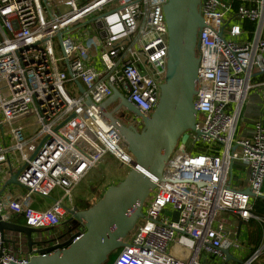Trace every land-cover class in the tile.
<instances>
[{"label":"built area","instance_id":"built-area-1","mask_svg":"<svg viewBox=\"0 0 264 264\" xmlns=\"http://www.w3.org/2000/svg\"><path fill=\"white\" fill-rule=\"evenodd\" d=\"M248 1L236 16L253 22L255 35L238 43L232 39L241 36V27L225 29L231 2L202 0L195 130L175 149L162 179H155L144 217L112 264H230L223 252L224 226L214 225L218 214L264 222L252 202L264 198V126L256 124L252 139L237 136L253 72L264 73V0ZM167 2L0 0V188L4 174L6 183L17 176L0 194L2 221L20 225L22 219L27 228L54 229L53 234L81 204L75 190L98 175L108 155L129 171L135 167L99 106L113 88L148 116L158 106L167 67ZM69 84L79 95L69 93ZM236 161L249 168L245 189L232 186ZM56 190L63 194L53 205L33 208L34 196L51 198ZM85 232L80 224L66 240L50 233L39 237L41 248L33 254L64 250ZM3 251L0 264H27L31 258H20L7 246Z\"/></svg>","mask_w":264,"mask_h":264},{"label":"water","instance_id":"water-1","mask_svg":"<svg viewBox=\"0 0 264 264\" xmlns=\"http://www.w3.org/2000/svg\"><path fill=\"white\" fill-rule=\"evenodd\" d=\"M201 2L168 0L164 7L168 29L167 67L154 112L146 115L116 88H113V95L99 106L104 117L122 136L135 159V167L124 180L108 188L93 206L85 210H70V215L86 228L82 238L64 250L51 249L31 256L27 264H105L114 252L125 246L126 238L144 217V207L156 189L155 179H162L173 152L179 144L187 142V132L196 127L198 113L194 97L198 91V35L205 26ZM77 85L83 94L84 87L80 82ZM117 102V107L109 111L108 108ZM88 104H91L90 99ZM122 111L121 120L116 113ZM16 183L15 175L5 187ZM6 231L24 235L30 250L40 245L34 241L36 230L2 221L0 215V258L8 244L16 248L19 243L9 240ZM223 252L227 262L237 261L230 249ZM239 263L244 264L242 261Z\"/></svg>","mask_w":264,"mask_h":264},{"label":"crops","instance_id":"crops-1","mask_svg":"<svg viewBox=\"0 0 264 264\" xmlns=\"http://www.w3.org/2000/svg\"><path fill=\"white\" fill-rule=\"evenodd\" d=\"M227 1L231 2L233 10L227 16L225 22V29H229L233 25H239L241 27L242 34L240 37L234 38L232 40L238 43L250 42L255 35V24L249 20H244V21L238 20L236 14L238 8L241 5L250 6L251 3L248 0H227ZM262 36L264 38V26H263ZM227 39L229 40L230 38ZM251 84H252V89L250 90L249 97L244 104L241 120L237 128V136L240 138H247V139H252L255 136L256 124L258 122H261L264 126V73H261L255 69L251 78ZM109 111L111 110L109 109ZM124 168L125 167L121 166L120 169H118V174L120 177L126 175V171H124ZM108 169L109 168H107L105 165H102L99 169L98 175L92 181L88 182L87 188L88 189L93 188L95 182L99 180L101 177H103L104 179V177H106L108 174ZM127 172H129L128 169ZM232 173H233V178H231L232 186L237 189L247 188L248 175H249L248 166H246L240 161H236L233 165ZM3 179H4V185L0 188V191L3 190L6 184L7 178L5 174L3 175ZM82 189L85 191L84 188ZM76 190H78V188ZM263 192H264V187H263ZM74 196L75 198L79 199L81 203L80 207H78V210H85L86 208H82L83 201L76 194V192H74ZM36 198H39V200ZM46 199H50V198H42L40 196H34L33 208L36 210H46L51 205H53L54 200L53 203L45 207L44 200ZM252 202L254 206L253 213L256 216L264 219V199L253 198ZM64 224L65 223L63 222L62 226H60L57 230H55L53 234L51 233L53 238L59 237V238H64V240H66L70 236L72 230L71 229L69 230V228L66 227ZM219 224H222L224 226V232L226 237L225 248L230 249L234 258L237 259V261L234 260L230 261V264H240L239 263L240 261L244 262V264L246 263L264 264V222H260L258 220H253V219L246 221L241 219L236 214L220 212L217 216L214 225L218 226ZM20 225L21 226L25 225L22 219ZM5 234L7 235L9 240H12V238H16L14 240H17L19 242L18 247L16 248L11 244H8L7 247L10 249L11 252L12 251L15 252V254L20 258L27 259L30 256H34L36 255L33 254L34 248H41L40 245H36L32 247V249L30 250L27 238L20 233L6 231ZM39 237H43V239L46 238V236L38 234L36 237H34V241L39 243L40 240ZM233 242H237L240 245V248L235 249L234 247H232ZM258 250H261V254L259 258L256 261L251 262L252 257L257 253ZM203 260L208 262H215V263H219L222 261L221 259H208V258H203Z\"/></svg>","mask_w":264,"mask_h":264},{"label":"rangeland","instance_id":"rangeland-1","mask_svg":"<svg viewBox=\"0 0 264 264\" xmlns=\"http://www.w3.org/2000/svg\"><path fill=\"white\" fill-rule=\"evenodd\" d=\"M226 37L229 38L228 32H226ZM57 57H61V53L60 51L57 53L56 52ZM197 56H199V52L197 49ZM67 88L69 90V93H71L72 95H79V92L71 85H67ZM118 105V102L113 104L111 107H109L108 109H110L111 111H113ZM124 111V110H123ZM122 111V113L117 112L116 113V117L120 118L121 120L123 119V114L124 112ZM141 129V128H140ZM187 151L190 152L189 147L187 146ZM105 166L108 169V174L106 177H101L99 180H97L94 184L93 188H87L88 182H83L81 184V186L78 187V190H76V194L80 197V199L83 201V206L82 208H89L91 206H93L94 204H96L105 194V192L108 190V188H110L113 185H117L118 183H120L122 180L125 179V177L127 176V174L129 172H127V169L124 168V171H126V175L120 177L118 174V169H120V167L122 166V164L112 155H108L107 158L105 159ZM231 178H233V173L230 176ZM4 185V179L1 178V186ZM82 188H87L85 189V191ZM63 192L61 190H56L53 193V196L50 199H46L44 200L45 202V207L49 206L51 203H53V200L55 199H59L62 196ZM39 200V198H36ZM79 200V199H78ZM80 207V204L77 205V208ZM64 225H72L74 227L71 226L72 231L73 228H75L79 223L73 218V216L69 215L67 218H65L64 220ZM139 223L137 224L136 228L139 226ZM54 229H51L49 231L47 230H36L34 237H36L38 234L44 235V236H49V233L51 234V232ZM71 231V232H72ZM48 238V237H47ZM12 239H16V238H12ZM170 249L173 251V253H178L179 249L177 247H173L171 246ZM120 250H117L116 252H114V255L112 257V260L109 264H112L115 259L118 256Z\"/></svg>","mask_w":264,"mask_h":264},{"label":"bare ground","instance_id":"bare-ground-1","mask_svg":"<svg viewBox=\"0 0 264 264\" xmlns=\"http://www.w3.org/2000/svg\"><path fill=\"white\" fill-rule=\"evenodd\" d=\"M121 156H123L127 161L133 163V160L129 156H127L126 154L121 153Z\"/></svg>","mask_w":264,"mask_h":264},{"label":"trees","instance_id":"trees-1","mask_svg":"<svg viewBox=\"0 0 264 264\" xmlns=\"http://www.w3.org/2000/svg\"><path fill=\"white\" fill-rule=\"evenodd\" d=\"M113 255H114V253L109 257V259L107 260V262L105 264H109L111 262Z\"/></svg>","mask_w":264,"mask_h":264},{"label":"flooded vegetation","instance_id":"flooded-vegetation-1","mask_svg":"<svg viewBox=\"0 0 264 264\" xmlns=\"http://www.w3.org/2000/svg\"><path fill=\"white\" fill-rule=\"evenodd\" d=\"M79 225H80V224H78L77 226H79ZM65 226L68 227L69 230H70V229L72 230V228H71L72 225H70V226H69V225H65ZM77 226H76V227H77ZM72 227H74V226H72ZM76 227H75V228H76ZM75 228H73V229H75Z\"/></svg>","mask_w":264,"mask_h":264}]
</instances>
